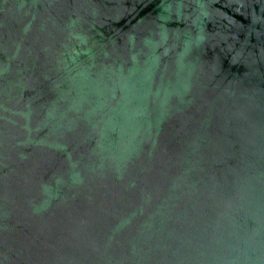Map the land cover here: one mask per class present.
I'll list each match as a JSON object with an SVG mask.
<instances>
[{"label": "water", "instance_id": "95a60500", "mask_svg": "<svg viewBox=\"0 0 264 264\" xmlns=\"http://www.w3.org/2000/svg\"><path fill=\"white\" fill-rule=\"evenodd\" d=\"M0 264H264V0H0Z\"/></svg>", "mask_w": 264, "mask_h": 264}]
</instances>
